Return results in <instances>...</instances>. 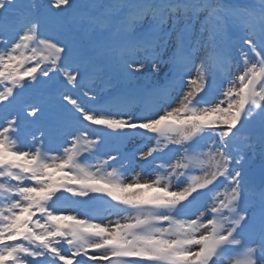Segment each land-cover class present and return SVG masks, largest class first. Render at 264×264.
Segmentation results:
<instances>
[{
  "label": "snow or ice",
  "instance_id": "1",
  "mask_svg": "<svg viewBox=\"0 0 264 264\" xmlns=\"http://www.w3.org/2000/svg\"><path fill=\"white\" fill-rule=\"evenodd\" d=\"M72 7L0 0V264H264V172L250 185L238 167L242 149L264 155V0H101L68 20ZM161 63L163 84L99 103L109 71L132 81ZM54 76L55 97L26 93ZM112 134L152 141L132 155L155 175L126 180L119 149L100 158ZM173 145L174 160L158 159Z\"/></svg>",
  "mask_w": 264,
  "mask_h": 264
},
{
  "label": "rangeland",
  "instance_id": "2",
  "mask_svg": "<svg viewBox=\"0 0 264 264\" xmlns=\"http://www.w3.org/2000/svg\"><path fill=\"white\" fill-rule=\"evenodd\" d=\"M204 13H201V19L203 18ZM171 21L168 22L167 25H165L166 28L171 27ZM180 28L185 27V21L181 20L179 22L178 25ZM200 31V22L197 21L194 23V33L195 35H198ZM195 43V40L193 39V44ZM173 50H169L167 53H165L163 59L166 61L168 56L171 55ZM202 55V53H201ZM231 55L233 57V62L237 63L240 60V52L239 49L232 51ZM147 63V61L145 62ZM196 63L199 64V58H197ZM243 70V65L242 63L239 64V69L237 67H233L231 70V74L229 75V73L223 72V78H219L217 79V83H220L221 80H223L225 77L230 78L231 80L235 81L236 77L239 75V72ZM168 71V65L166 63H161V71L158 73L152 72L151 68H146L143 72L141 73H137L136 74V79L132 80V81H128L126 79H124L121 76H117L115 73L109 71L108 74L105 76V81L107 83H101V82H97L94 85V89L96 92V96L97 99L99 101L100 104H104L105 102L103 101H108L111 97V100H113V97L115 96V94H113L114 90H118L119 88L122 90L125 89L127 91H141L144 89H151L154 86L158 85V84H163L164 83V78H165V73H167ZM192 75H195V70H193ZM42 78V77H41ZM40 78V79H41ZM62 77H58V76H54V78L52 80H48L46 78V80L42 81L40 80V84L41 87L43 88H47L49 83H52V81L57 80ZM38 84V83H35ZM225 86H226V81H225ZM56 93L54 94V96L50 95V97H55ZM180 95H183V93H180ZM218 95V94H217ZM175 106V105H173ZM255 121V120H253ZM253 121L246 123L244 127L246 128H250L252 129L253 126ZM24 125H22V142L26 143V145H30L31 143V137H27V140L24 141V135L25 133L23 132L24 129ZM254 130V129H253ZM249 138L248 136L246 137V139ZM218 139V138H217ZM246 139H244L241 142L240 139V143H244L246 141ZM152 143V141H149L147 139H143L139 136L135 137L134 139H131V141L124 146V150H133L135 152L137 146H140L143 148L144 151H147V146H150ZM57 142L55 141H51L48 143L47 147H49L52 150H55L57 148ZM171 150H166L165 153L162 154H156L158 159H163V160H167L169 162H171L172 160H174L178 155L179 152L176 150V146H170ZM243 154H242V158H241V163L240 165H238V167L240 168V170H242V172L244 173V170H248L251 171L250 175H255V173L253 174V171L255 172V170L257 169L260 173V175H262V172H264V155L261 154V149L259 147V145H255L254 147H250L247 149H242ZM130 166L124 165V178L126 180H132V178L134 176H136L137 174L140 175V179L141 180H148L149 178L153 177L155 175V164H150L147 161L140 159L139 156H136L135 158H133L132 162L129 163ZM245 175V173H244ZM249 175V173H248ZM248 175H245V179L246 181L250 180L248 179ZM261 179V176H260ZM255 180V179H252ZM65 196H68V194H64ZM69 199H77V198H73L69 196ZM92 205V203H85V208L80 207L77 204L74 205H68L67 207L71 210H75L77 212L80 213H84L86 211L89 210V207ZM87 208V209H86ZM105 219H104V223H108L109 221H114L117 219V217L115 215H111V214H106L105 215ZM88 264H92V262H88ZM96 264H103V262H96Z\"/></svg>",
  "mask_w": 264,
  "mask_h": 264
},
{
  "label": "trees",
  "instance_id": "3",
  "mask_svg": "<svg viewBox=\"0 0 264 264\" xmlns=\"http://www.w3.org/2000/svg\"><path fill=\"white\" fill-rule=\"evenodd\" d=\"M228 1V0H226ZM234 4H253L255 3L257 6L259 5V0H232ZM101 2V0H72L73 7L68 9L67 13V19L71 20L73 17L80 15L84 11H87L84 6L91 3H98ZM79 38L81 40L87 41L88 37L84 36V34L80 33L78 34Z\"/></svg>",
  "mask_w": 264,
  "mask_h": 264
}]
</instances>
